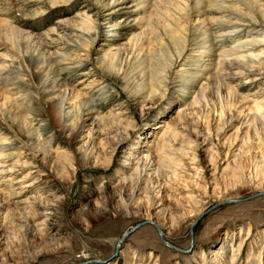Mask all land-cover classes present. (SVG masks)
Segmentation results:
<instances>
[{
    "label": "rangeland",
    "instance_id": "obj_1",
    "mask_svg": "<svg viewBox=\"0 0 264 264\" xmlns=\"http://www.w3.org/2000/svg\"><path fill=\"white\" fill-rule=\"evenodd\" d=\"M94 1L0 0V23L33 34L11 38L12 51L0 41L9 86L0 89V162L17 177L11 196L0 184V264H264V195L224 204L264 194V126L255 118L264 107L254 104L264 100V74L226 71L220 81L207 57L253 32L229 36L228 12L207 10L187 24L214 20L211 49L190 42L176 59L178 41L165 31L181 24L187 0H141L148 8L139 12L140 0ZM220 1L234 5L200 0ZM83 14L95 21L94 41ZM17 54L22 62L10 64ZM63 55L80 61L59 73L65 100L76 111L89 98L95 112L71 125L53 117L64 93L43 83L41 68L49 57L70 63ZM142 222L159 226L168 246L148 224L116 252Z\"/></svg>",
    "mask_w": 264,
    "mask_h": 264
},
{
    "label": "bare ground",
    "instance_id": "obj_2",
    "mask_svg": "<svg viewBox=\"0 0 264 264\" xmlns=\"http://www.w3.org/2000/svg\"><path fill=\"white\" fill-rule=\"evenodd\" d=\"M13 1L16 2V0H11V2H13ZM71 1L72 0H51V2L50 3L48 2V3L50 4V7H54V6H60L64 2L70 3ZM94 2L96 5L97 0H95ZM224 2L229 4V5L234 4L236 7L234 5H233V7L221 5V3H223L221 1L219 2L220 6L216 5L217 7H215V6H211V5L204 6V4H202L200 2V0H187L186 8L182 7L184 9L183 11L177 10L176 15L178 17V21H181V24L178 25V27L174 30V32H171V31L166 32L165 31V35L167 38H170V39L174 38L175 39L174 41H176V40L178 41V42H176V45L178 47L176 59H179L183 55L184 51L187 49V46L190 45V42H196V48L198 51L200 50L203 52L204 51L208 52L211 49V43H210V40L208 38L210 35V31L212 30V27H210V25L211 24L213 25L214 20H212L210 22V21H207L206 19H203V21L199 22L198 24L195 23V24L189 25V24H187V22H188L189 18H191V16L197 17V18L205 17V12L207 10H211V11H214L216 13L221 12L220 13L221 15L224 14L225 11H227L228 14L225 13L226 16L222 18V20L224 21L223 24L228 29H234L230 32H226L227 35H229V36L239 35L241 33L240 31H247V30H249V32L252 31L253 33L251 34L252 37L249 38V40L247 39L244 41H238V44L234 45L233 48H231V50L229 52L221 54L220 56L216 57V59H214L212 56H210V57L207 56L209 58V62L211 64L214 63L216 65L215 70H212L213 77H216V79L220 78L221 79L220 81H223V79H224L223 77L226 78V76H224V75H227L226 71H232L233 72L232 75L233 74L234 75H243L244 72H248L251 74H257V75L258 74L263 75L264 74V8H262V5L264 4V0H227ZM10 4H12V3H10ZM147 4L148 3H146V1H141V0L138 1V6H137L138 10L136 12H139L140 10H145L146 8H148ZM121 5L126 6V3L123 2ZM140 8H142V9H140ZM90 18L91 17H88L86 14H83L80 17V19H81L80 21L82 23V24L81 23L80 24L82 25L83 28L86 27L88 24L91 25L92 39L94 41L96 36H97V30L95 28L96 24H95V21L88 22L90 20ZM231 18H234L236 21L232 22ZM178 21H176V22H178ZM103 25L104 24H101L100 29H102ZM101 33L103 34L105 32L103 30H101ZM223 33L225 34V31H223ZM195 34L196 35L199 34L198 36H196L198 38H196L194 36ZM15 37H19V38L27 39L28 41H31L33 39V34L31 35L27 32H23V31L15 29L13 27H10L7 24L4 25V24L0 23V41H2L4 43V45H6V46L10 43L9 51H12V49H13V46L11 45L10 39L15 38ZM84 37L85 36H83V38ZM86 39L89 41L92 40L91 36L87 37ZM87 40H85V41H87ZM89 41H88V45H90V43H91V41H90V43H89ZM76 44L77 43L74 44L75 45V46H73L74 48H78V46ZM17 53H18V51H17ZM234 55H237V57H235ZM62 57L65 58V60L66 59L70 60V63H67V61H66V63L65 62L59 63L58 61H54V59H51L49 57V58L42 60L41 68L47 71L46 72V78H45L43 83L45 85H51L52 88H57V89L62 88L63 93H64V97L57 104V106L54 108V110L52 112L53 117L55 118V120L57 122L61 121L64 124L71 125L74 120L75 121L80 120L82 117H85V116L91 117V115L94 114L95 112H94L93 106H92L93 101L90 100L89 98H85L83 100V103H82L80 109H77L76 111L73 108L72 103H68L65 100L66 99L65 93L67 90V84L64 82L63 79L59 78V73H61V71L65 70L67 68H78L80 65V61H73V59L69 55H63ZM11 58H10V64H13V63H19L20 64L22 62V58L19 54H17V56H15L14 58L13 57H11ZM193 59H195V58H193ZM196 59L198 60V57H196ZM79 60H81V59H79ZM102 65H103V63L100 64L99 67L101 68ZM205 67H207V66H204V68ZM4 70H6V69H4ZM10 72H12V70ZM115 76L117 77L118 75L115 74ZM135 84H136V86L138 85V83H135ZM7 87H9L7 84V81L1 79L0 80V89L4 90V88L6 89ZM133 94L134 95L135 94L145 95V97H147L148 100L150 99L148 90L145 91L144 88L141 90L135 88L133 91ZM83 96H86V95H83ZM255 101L256 102L254 104H255L257 109L264 107V100L263 101H257V98H256ZM3 103H4L5 108L9 109V111H10L9 113H12L14 111L17 112V110L20 109L19 106H21L20 104H16L15 102H11L9 100H4ZM261 112H262V116H258L255 118L258 119L259 122H262V124L264 126V110H261ZM108 118L110 119V117H108ZM107 120L108 119H106V118H99V117L94 118V121L99 125H101L102 123H104ZM28 134L30 137L32 136V139H34L35 141H37V142L39 141V135L40 134L38 135L37 132L33 133L32 130H29ZM2 165H4L3 162H0V177L2 176L1 178H3V177H5V175H8V177L5 180L0 181V184L2 186H4V190L6 189L8 191V194L10 195L11 193H13V190L11 188L13 186V183L15 182L14 180H16L17 177L13 176V173H11V168H4V166H2ZM136 165H138V164H136ZM137 168H138V166H137ZM146 169L147 168L145 166H142L140 168V170L142 172H145ZM158 229L161 233L159 226H158ZM161 236H162V234H161Z\"/></svg>",
    "mask_w": 264,
    "mask_h": 264
},
{
    "label": "water",
    "instance_id": "obj_3",
    "mask_svg": "<svg viewBox=\"0 0 264 264\" xmlns=\"http://www.w3.org/2000/svg\"><path fill=\"white\" fill-rule=\"evenodd\" d=\"M261 195L263 196L264 194H257V195H253V196H251V197H249V198H247V199H245V200L226 202V203H224V204H238V203H242V202H246V201L253 200L254 198H256V197H258V196H261ZM220 204H222V203H220ZM220 204H218V205H220ZM218 205H216V207H217ZM200 218H201V217L197 218V219L191 224V226H190V228H189V233H190V235H191V233H192L193 227L195 226V224L197 223V221H198ZM148 224H152V223H151V222H142V223H139V224H137L136 226L132 227L130 230H128L126 233H124L123 236L121 237V239L117 242V245H116V252H117V250H118V248H119V245L124 241V239H125L127 236H129L132 232H134V231H135L136 229H138L139 227H142V226H145V225H148ZM152 225L154 226V228H155V230H156V232H157V234H158V236H159V238H160L162 244L165 245V246H168V244L162 239L158 227H157L156 225H154V224H152ZM182 253H183V252H182ZM91 262H92V261H91ZM93 262L95 263V261H93Z\"/></svg>",
    "mask_w": 264,
    "mask_h": 264
}]
</instances>
